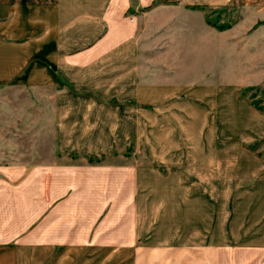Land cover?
I'll use <instances>...</instances> for the list:
<instances>
[{"label":"rangeland","instance_id":"374dc122","mask_svg":"<svg viewBox=\"0 0 264 264\" xmlns=\"http://www.w3.org/2000/svg\"><path fill=\"white\" fill-rule=\"evenodd\" d=\"M238 1L130 7L124 38L115 25L105 56L64 58L61 89L30 107L62 114L46 144L64 202L95 217L109 264H264V0Z\"/></svg>","mask_w":264,"mask_h":264},{"label":"crops","instance_id":"0c3cea01","mask_svg":"<svg viewBox=\"0 0 264 264\" xmlns=\"http://www.w3.org/2000/svg\"><path fill=\"white\" fill-rule=\"evenodd\" d=\"M153 1L0 0V92L17 95L0 94V264H64L68 253L70 264L111 262V248L95 245V217L80 214L75 195L64 202L61 148L58 156L57 146L46 144L48 122L56 137L62 114L30 107L47 101L44 91L61 89L64 58L86 57L89 65L105 56L115 25L124 26L115 38H124L126 10ZM228 1L239 2L215 3ZM79 249L90 256L79 261Z\"/></svg>","mask_w":264,"mask_h":264},{"label":"trees","instance_id":"16d2710c","mask_svg":"<svg viewBox=\"0 0 264 264\" xmlns=\"http://www.w3.org/2000/svg\"><path fill=\"white\" fill-rule=\"evenodd\" d=\"M228 27H223V26H219L217 27L218 30H224V29H227Z\"/></svg>","mask_w":264,"mask_h":264}]
</instances>
